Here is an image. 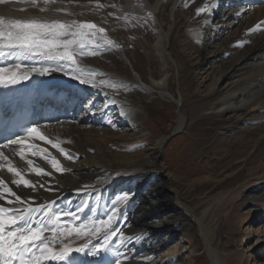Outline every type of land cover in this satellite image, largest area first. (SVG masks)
Listing matches in <instances>:
<instances>
[{
	"label": "bare ground",
	"instance_id": "obj_1",
	"mask_svg": "<svg viewBox=\"0 0 264 264\" xmlns=\"http://www.w3.org/2000/svg\"><path fill=\"white\" fill-rule=\"evenodd\" d=\"M53 1L57 5L42 4L40 6L35 4L25 7V10L29 13L33 9V13L43 14L41 15L42 19L49 22L48 15L68 16L66 14L74 13L71 10L75 6L103 4L108 13L115 15L117 13L123 18L129 17L126 16V12L130 11V8L127 7L129 4L126 5V2L120 0L119 3H116L117 0H49L48 3ZM224 1L145 0L147 12L148 10L154 14L157 12L155 18L165 43L162 51L166 52L168 57L166 59L171 60L174 66L168 68L167 73L172 75L175 73L177 76V86L181 93L179 98L168 89L164 90L163 87L153 89L147 85V82L142 83L146 77L145 63L152 67L153 62L150 59L140 60L141 62L137 60L134 64H131L130 61L131 69L137 73V77H132L133 73L130 74L128 63L122 58L121 53L127 57L129 54L126 51L130 47L136 50L137 46L142 43L138 42L132 46L133 43L126 42L122 47L117 48L108 47L101 42L109 50L108 54L101 55L99 58L97 55L87 54L86 50L85 55L75 57L80 68L98 74L94 79L96 86L83 85L84 89L94 90L103 102L113 98L115 103L110 105V108L115 106V109H121L118 113L114 112L117 114L114 117L119 122L128 116L127 120L131 125L137 123L140 125L145 119L143 114L137 111L139 107L141 112H147L151 108L150 105L157 106L159 102L171 104L172 100L176 106H180L173 132L198 131L195 153L210 159L205 167L209 174L192 179L183 187L175 185V174L168 169L166 163L161 161L163 160L165 137L149 141L134 149L129 144L137 141L143 142L146 139L145 136L150 133L148 127L137 130L135 134L116 135L118 137H115L113 133L115 125L111 129L112 124L109 118L106 116L104 120L102 118V115L109 114L111 109L107 108L104 114L98 109L95 112L96 117L93 118L94 125L90 127L66 123L38 127L39 133L52 143L25 137L24 159H21L18 154L20 146L3 150L12 164L9 165L8 161L0 159V165H3L0 167V180H3L13 192L28 202L27 205L21 207L50 204L60 197L82 204L84 201L79 202L81 198H85L86 201L88 197L96 195L94 199L88 198V200L94 202L95 198L107 199L115 204L114 207L119 210V214H127L131 227H123L121 230L126 235L134 236L146 234L158 237L163 230L175 225V219L186 218L189 221L186 226L181 227L179 239H183L189 246L188 248H168L169 250L162 251L157 257V252L162 250L166 241L159 240L156 243H150L151 241L144 239L146 242L142 243V238L128 245V248L133 249L129 255L134 256L135 259L126 261L125 264H184L178 260L182 256L186 258L185 261L191 262L197 259L196 245L201 247L204 257L208 256L210 264H241L245 252L238 250V247L243 243V239L235 243L226 240L222 244L218 230L226 217L229 219V225L226 226V231L225 229L223 231V234L226 235H231L233 229L237 230L235 223L231 225L235 219L238 224L248 219L249 212L239 213L241 207L245 205V201H253L254 205L260 203L261 209L264 210V26L250 32L256 28V25L264 22V0H254L255 5L251 7L245 6L244 1L246 0H237L233 5H225ZM5 2L8 0H0V16L7 17L8 20L15 17L22 20L26 11L21 8V4L32 3V0H9L6 4ZM137 2L131 0L130 4L133 5ZM231 2L230 0L229 3ZM59 3L71 4L73 7L70 11H63L64 9L61 7L66 5ZM121 3H124L123 5L126 7L120 8ZM219 6L222 8L217 9L220 8ZM201 8H206V10L198 14V10ZM41 9L45 10L41 11ZM215 13L217 14L215 15ZM78 14L82 15L81 18L92 17L89 12L84 10ZM213 15L215 17L212 20ZM187 19L190 20V23L193 21L197 23L195 28L198 32H205L201 47H195L191 36L184 33L187 35L185 37L179 31L180 26ZM133 20L130 19L126 22L137 27L139 23L136 22L138 21ZM225 21L231 25V31L226 38L224 36L222 37L224 39L217 40L214 52H211L213 58L208 60L203 57V53L210 47L213 48V43L216 41L214 37H221L225 34L224 32H228L229 27ZM96 22L95 25L98 24V21ZM99 26H101L100 23ZM140 29L138 28V30ZM141 32L145 33L144 30ZM103 34L106 35L105 32ZM85 39L94 43L96 36H88ZM134 59H136L135 55ZM5 61L0 60V64H5ZM18 62L27 64L31 61ZM154 73L158 79L160 73L158 72V75L156 72ZM34 78L41 82L51 79L55 82L69 81L82 86L77 80L71 79L61 72H52L45 76L33 73L32 78L25 83L29 87H31L29 82L37 87L31 82V80H35ZM184 81H190L188 83L191 86L189 84L188 86L197 94V98L195 97L196 100L192 104L186 103L184 100V91L181 90ZM34 82L36 83V81ZM112 85L117 87H112ZM15 89L19 90L17 87ZM128 105L135 106L134 112H129L128 109L125 111L124 107ZM109 115L113 119L114 114L112 115L111 112ZM96 126L98 129L100 127L110 128L111 130L106 131L112 132L104 134L105 130H96ZM210 133H212V138L206 139L205 136H209ZM53 144L78 158L74 161L65 159L58 148L53 147ZM29 145L32 147H27ZM53 158L63 166L64 172L52 168ZM29 160L32 161L31 165L28 163ZM9 166L19 169L24 177L35 185V191L32 188H25L22 184L17 186L13 183L14 180H19V177L7 171ZM35 169H43L49 175L43 173L37 175ZM205 186L211 187L209 192L192 204L190 195ZM119 187L132 193L127 202L121 199L116 203L113 201ZM215 190L216 192L211 194ZM132 197L133 199H131ZM205 201L207 202L203 206V210L199 211L198 208ZM0 204L8 207L16 206L7 205L3 200H0ZM161 204H165L164 207L167 211L158 218L155 208L160 207ZM227 207L238 209V215L237 213L236 216L228 215L225 212ZM258 215L256 212L255 216ZM120 223L121 221L116 220L113 227ZM190 229L197 233L201 243L198 244L195 237L191 235ZM173 233V229L169 231V234ZM248 234L250 233L245 232L243 236ZM44 235L50 237L51 233ZM78 238L79 240L61 235L60 239L56 238L57 242L53 245L54 250L61 249V241L63 245H69L68 242H70L73 247H77L89 237H84L83 240L82 237ZM246 241L247 251L253 253L255 247H259V245L264 247V234L248 237ZM143 257L150 259L145 261L142 259Z\"/></svg>",
	"mask_w": 264,
	"mask_h": 264
},
{
	"label": "snow or ice",
	"instance_id": "obj_2",
	"mask_svg": "<svg viewBox=\"0 0 264 264\" xmlns=\"http://www.w3.org/2000/svg\"><path fill=\"white\" fill-rule=\"evenodd\" d=\"M44 2L48 3L49 0ZM32 3L35 4L36 0H32ZM44 10L41 9V11ZM205 10L206 8L199 9L198 14ZM262 26L264 22L256 25V28L250 32ZM104 32L103 28L93 23L0 19V60L13 61L0 64V88L8 89L28 81L33 73L45 76L52 72H61L77 80L81 85L95 87L94 79L98 74L80 68L75 57L85 55V50L90 47L95 49H100L104 45L117 47L111 40H105L104 45L99 43L93 45L91 40L85 39V37ZM88 54L96 55L97 52L88 51ZM22 60L31 62L27 64L18 62ZM112 87L117 86L112 85ZM85 107L86 110L91 111V102ZM38 127L39 125L26 127L23 129L24 135H17L14 139L7 138L6 142L0 143V159L8 161L9 165L12 164L3 149L13 145L20 146L18 154L21 159H24L25 137L51 144L52 141L39 133ZM53 147H57L67 160L74 161L78 158L67 150L59 148L58 145L53 144ZM28 163L31 165L32 161L29 160ZM51 166L59 172L65 171L55 158L52 159ZM7 171L19 177V180L13 181L17 186L22 184L25 188H32L35 191V185L26 179L19 169L9 166ZM35 171L37 175L42 173L49 175L43 169H35ZM131 196L132 193L127 192L118 194V198L124 202H127ZM0 200L5 201L7 205H16L8 207L0 204V264H77L73 253H78L80 256L99 257L96 264H125L126 261L135 259L134 256L129 255L133 249L128 248V245L146 235H126L121 229L131 227L127 214H119V210L115 208L102 220H81L80 214L87 207L86 203L76 210H54L55 201L37 207H21L28 202L13 192L3 180H0ZM64 217L67 219H63ZM116 220L121 223L113 227ZM76 221L80 222L75 223ZM101 231L104 235L97 244L89 241L88 244L73 248L70 245H63L61 241V249L54 250L53 245L56 243L57 236L67 237L74 233L80 237L88 234L95 237ZM45 233H51V236L45 237ZM142 259L147 261L150 258Z\"/></svg>",
	"mask_w": 264,
	"mask_h": 264
},
{
	"label": "rangeland",
	"instance_id": "obj_3",
	"mask_svg": "<svg viewBox=\"0 0 264 264\" xmlns=\"http://www.w3.org/2000/svg\"><path fill=\"white\" fill-rule=\"evenodd\" d=\"M120 1L126 2V5L129 4V6H127V7L130 8L131 12L130 11L126 12V16L127 15L129 16L127 18L120 17V15L117 13H116V15L112 14V13H108L105 10V6H103V4L102 5L91 4L93 6H91V5L75 6L73 8V10H71L72 9L71 7H73V5L59 3L60 5H66V6L61 7L64 9L63 11H70L71 10L72 12L74 11L75 14L74 13L66 14L68 16L48 15L47 20L49 22L59 21V22H64V23H71L72 21H76L78 23H93V24L97 23L96 21H98L97 26L100 23L101 26H99V28H103L105 30L107 37L110 36V38L112 37V39H114L115 43L117 44V48H119L120 46L122 47V45L126 42L131 43V44L133 43L132 46H134V44H136L138 42L140 44L142 43L141 45L137 46L136 50L134 48L130 47L128 49V51H126L129 54L127 57L124 55V53L123 54L121 53L122 58L125 59L126 63H128L130 74L133 73L132 77L133 78L137 77V75H136L137 73L131 69V65L129 64V62L131 61L130 63L134 64L137 60L139 62H141L140 60L146 61L147 59H150L153 62L152 67L147 66V63H145L146 77L143 80V82L142 81L141 82L142 83L147 82L148 83L147 85H150L153 89H155V87L157 89H161V87L165 88L164 90L168 89L169 92L175 93L176 96L179 98L181 93L179 92L178 86H177V76L175 75V73L173 75L171 73H167L168 68L172 67L173 64L171 63V60L166 59V58H168L166 55V52L162 51L163 47L165 46V43L163 41V34L160 31L159 24L155 18V14H157V12L155 11L156 12L155 14L152 13L151 10H150L151 12L149 10L147 12L145 0H133V1H138L137 3H135L133 5L130 4L131 0H120ZM229 1L227 3V0H225L223 4L229 5L230 4ZM8 2H9V0H8ZM8 2H5V4ZM116 3H119V0H117ZM35 4L40 5V6L42 4H44L46 6L57 5L56 2L54 3V1L52 3L51 2L45 3L44 1H42V2L36 1ZM35 4L23 3V5L21 4V8L25 10V7L35 5ZM123 4L124 3H121L119 5V7L120 8L126 7V5L124 6ZM222 6H219L220 8H217V9H221ZM132 8H134V9L136 8V9L134 10ZM76 9H77V11H76ZM78 10L87 11V12H89V15H91L92 17L81 18L82 15L78 14L80 12ZM32 11H33V9H31V11H29V13L26 11V13L24 14L25 17H23L22 20L19 17H15L14 19L17 18L20 21L38 20L41 22H45L44 19H42V17H41V15H43V14L40 15L38 13H33ZM137 12L139 15L137 14ZM216 14L217 13H215V15ZM35 15H37L38 17ZM117 15H119V16H117ZM215 15H213L212 20L214 19ZM1 17L5 21H9L7 19V17L5 18L2 15L0 16V18ZM14 19H10V20H14ZM130 19H132V20L134 19V20L138 21L136 23L137 24L139 23L138 24L139 27H138V25H137V27L136 26L133 27L132 24H129L126 22L127 20H130ZM184 23L180 26L179 31L182 34L185 33V34H188L189 36H191L190 38L192 39L195 47H201L202 43L204 42L203 36H205V32H198L197 31V29L195 28L197 26L196 25L197 23H195V21H193V23H190V20L187 19ZM228 23H229L228 21L227 22L225 21V24L229 27L227 29L228 32H224L225 34H223L221 37H217V36L214 37V39L216 38L215 39L216 41L213 43V48L210 47L209 49H207L203 53V57L208 58V60L213 58L212 53L214 52L215 44L218 42L217 40L218 39L221 40V39L226 38L229 35V31H231L230 30L231 25ZM110 25H111V27H110ZM135 27H136L137 31H136ZM138 28H141L142 30H144L145 33L144 32L142 33L141 32L142 30L140 29L141 30L140 31V30H138ZM128 29H130V30H128ZM185 34H184V36L187 37V35H185ZM207 34H208V32H207ZM135 37H139V38L136 39ZM222 37H224V38H222ZM126 38H128V39H126ZM136 40H137V42H136ZM157 42H158V44H156ZM96 43L101 44V42L96 40V41H94L93 45H95ZM145 44H146V46H145ZM153 45H156L158 48L153 46ZM86 50L85 51L87 52V54H88V51H96L97 52L96 55L98 57L101 55H106L109 52V50H107L104 46L101 47L100 49H95L94 47H90L89 49H86ZM137 52H138V54H137ZM131 54L133 56L135 55V57H136V59H134L135 61L133 60V56ZM139 55H141V56H139ZM142 56H144L145 58L144 57H143L144 59L141 58ZM128 58H129V60L127 61ZM154 72H156L157 75H158V72L160 73L158 79L156 78V75ZM188 82H190V81H187V82L184 81V83L182 84L181 90L184 91L183 95H184L185 102L192 104L195 102V100L197 98V94L194 93L192 88L190 89V87L188 86V84H189ZM189 85L191 86V84H189ZM154 92L156 93V91H154ZM112 101H114L113 98H111V100H107L106 102H109L110 105H113V103H115V101L114 102H112ZM173 103H174V101L172 100L171 104H162L161 102H159L157 106L156 105L155 106L150 105L151 108L147 112L144 111L145 113L141 112L142 110H140L141 109L140 107L137 108V111L140 112L141 114H143V118L145 119V120H143L142 123H140V125L138 123L131 125V123H129V121L127 120L128 116L122 120L123 122L122 121L119 122V120L116 119L114 116L117 115L116 113L120 112L121 109L120 108L115 109V106H111L110 109H111L112 115L114 114L113 120L116 122L112 121V118L109 115V114H111V112H109V114L108 113L105 114V116H106V118H109V121L112 124L111 129L114 128V125H115L116 129L115 128L113 129V133L115 134V137H118L120 135L124 136L126 134H129V135L135 134L137 132V130L138 131L142 130L146 126L148 127L150 133L148 136L146 135L147 137L145 136L146 139H144L143 142L137 141V142L129 144L130 147H132L134 149H137L139 146L145 145L149 141H154L158 138L165 137L166 142H165V146H164V150H163V156H162L163 160H161V161L164 164L166 163L168 169L175 174V176H176L175 185H177V186L182 185V187H183L184 184H188L189 181L190 182L192 181V179L194 180V179L200 177L201 175L204 176V175L209 174V171L206 170L205 167H207V164L210 162V159L206 158L205 156L198 155L195 153V148H196L195 142H196V137L198 135V133H197L198 131L195 130L193 132L188 133V130H184V131L181 130V132H173L174 127L176 126L175 125L176 119L179 116L178 111H179V107H180V106L179 107L176 106V103H174V104ZM116 108H117V106H116ZM133 108L135 109V106H132V105L131 106L128 105V106L124 107L125 111L128 109L127 111H129V112H134ZM98 109H96V110H98ZM130 110H132V111H130ZM114 112H116V113H114ZM103 114H104V112H103ZM102 117H103V115H102ZM124 121H127V123H124ZM95 129L99 130L100 128L98 129V126H96ZM109 129L110 128H108V129L103 128V130H105V131H103V130L102 131L104 134H110V132H112V131H106ZM203 130L207 131L206 129H203ZM106 132H108V133H106ZM116 135H118V136H116ZM211 135H212V133H210L209 136H205L206 139H208L209 137L212 138ZM210 188L211 187L205 186L204 188L195 191V193H192L190 195V199H191L190 202L192 204H194V203H196V201H199V199H201L206 192H209ZM119 191L117 192L118 194H120ZM126 191L130 193L129 190H124L121 193H125ZM215 192H216V190L214 192H212L211 194H214ZM92 196L96 197V195H92ZM91 197H88V198L91 199ZM117 197H118V195H117ZM131 199H133V197ZM206 202L207 201H205L203 203V205L198 208L199 211L203 210L202 208ZM135 204L137 206L136 202H135ZM244 204L245 205L243 207H241L239 213L244 214L247 211V212H249L250 216L248 217V219H246V221L244 220L242 223L240 222L239 224L237 223V221L235 219L231 225H233V223H235V225L237 226L236 227L237 230L233 229L231 235L223 234L224 229L226 228L227 225H229V219L227 217L224 218V220L221 222L220 230H218L220 233V236H219V238L221 240L220 242L223 244V243H225L226 240H231L232 242L234 241L233 243H235V242L239 241L240 239H243V243L241 245L238 244V245H240L239 247H241V248L238 247V250L245 252L244 253L245 255L241 261V264H264V247L262 245H259V247L254 248L253 253H250V251H247V241H246V239L248 237L255 236V235L261 236L264 234V210L261 209L262 206L260 203L254 205L255 202H253V201H251V202L245 201ZM161 205H160V207L155 208V209H157L158 218H160V216H163V214L167 211L166 208L164 207L165 204H163L162 206ZM136 206H135V209H136ZM237 211H238V209H233L231 207H227V209L225 210V212L228 215L233 214L234 216H236ZM256 212H257V214H259L258 216H255ZM237 215H238V213H237ZM248 220H249V222H248ZM188 221L189 220H186V218L175 219V222H176L175 225H173L169 229L163 230L159 234V236H158L159 238L154 237V236H150V235H144L143 239H142L143 240L142 243L145 240L146 241L149 240V242L151 241L150 243H156V241L165 240L166 245L164 247H162L161 251L157 252V254H158L157 257L162 253V251L164 252L166 250L173 249L175 247L176 248H182V247L188 248L189 246L186 245V242L183 241V239H181V240L179 239L181 237L180 236V229L182 226H186ZM171 228L174 231L173 234H169V231H172ZM189 231L191 232V235H193L195 237L198 244L201 243V240L199 239L197 233H195V231L193 229H190ZM225 231H226V229H225ZM245 232L250 233V234H248L247 236H243V234ZM241 236H243V237H241ZM76 238H77V240H79L78 237H76ZM81 239L83 240L84 238H81ZM178 241H180V242H178ZM196 248L198 249V252H196V254H195L196 258H197L196 260L191 261V262L185 261L186 258H184V256L180 257L178 260H180L181 263L184 262V264H210L209 260H208V256L206 255L204 257V255H202L201 247L200 246L197 247V245H196Z\"/></svg>",
	"mask_w": 264,
	"mask_h": 264
}]
</instances>
